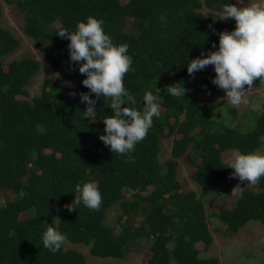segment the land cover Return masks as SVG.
<instances>
[{"label":"trees","instance_id":"16d2710c","mask_svg":"<svg viewBox=\"0 0 264 264\" xmlns=\"http://www.w3.org/2000/svg\"><path fill=\"white\" fill-rule=\"evenodd\" d=\"M5 1L85 101L51 79L31 98L42 65L6 61L20 41L0 22V264H86L61 237L99 258L124 259L144 241L148 264H221L202 255L214 243L204 200L232 172L224 152L264 146V113L243 133L202 112L200 96L264 87V23L243 33L237 0ZM181 159L201 194L184 190ZM256 184L216 214L232 236L264 226V164Z\"/></svg>","mask_w":264,"mask_h":264},{"label":"rangeland","instance_id":"374dc122","mask_svg":"<svg viewBox=\"0 0 264 264\" xmlns=\"http://www.w3.org/2000/svg\"><path fill=\"white\" fill-rule=\"evenodd\" d=\"M121 1L128 2V0ZM236 3L243 10V15L239 18V27L243 33H247L251 26L264 23V0H249L248 2L237 0ZM0 7L2 8L1 24L10 29L20 41L18 48L6 61L13 58L33 57L42 65L40 74L27 88L30 97L38 95L44 81L51 79L72 88L76 97L85 101L83 89L75 81L59 75L45 57V53L31 37L25 34V17L17 5H10L5 0H0ZM202 12L206 14L208 11L204 9ZM200 98L202 112L208 113L217 124L243 133L252 130L258 116L264 113V87L255 89L247 80L244 94L240 98L230 97L225 91H220L213 96L204 93ZM19 99H25V97L19 96ZM232 110L236 112L232 113ZM89 115L92 116V111ZM173 139V137L166 138L162 142L161 159L163 162L171 158ZM223 158L231 166L232 172L204 200L214 243L212 248L202 255L216 257L220 259L221 264H262L264 262V226L259 221H251L232 236L227 226L220 222L216 214L223 208H233L245 188L257 189L256 176L259 166L264 164V146L249 157H243L229 150L223 153ZM194 170L195 167L187 164L185 159H181L178 179L185 191H195L201 194L199 187L192 180ZM2 197V202L5 203L15 199V194L3 192ZM116 214L117 209L110 212V221L115 218ZM28 216L24 213L21 219H26ZM60 240L66 248H72L85 254L86 264H148L150 257L149 244L144 241L130 248L124 259H115L94 257L90 254V247L72 244L63 237ZM197 246L200 250L205 247L203 243H198Z\"/></svg>","mask_w":264,"mask_h":264}]
</instances>
